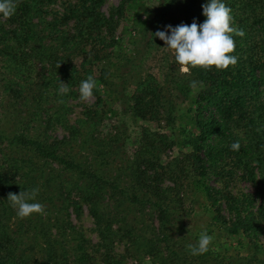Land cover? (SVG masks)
I'll list each match as a JSON object with an SVG mask.
<instances>
[{
  "label": "trees",
  "instance_id": "trees-1",
  "mask_svg": "<svg viewBox=\"0 0 264 264\" xmlns=\"http://www.w3.org/2000/svg\"><path fill=\"white\" fill-rule=\"evenodd\" d=\"M161 1L162 5L155 9L150 5L152 0H121L108 18L100 11L105 0L63 2L61 12L49 10L55 0H18L15 15L0 16V88L12 92L19 81L28 85L37 77L38 81L31 84L39 89L34 110L44 116L47 111L53 112L42 132L29 128L19 117L15 130L5 131L0 119V264H122L124 256L113 255L115 240L127 237L133 250L140 247H134L137 243L133 245L131 230H124L119 208L127 212L134 209L140 215L146 208L156 215L159 227L151 230L155 241L151 245L155 246L149 250L153 264H264V246L259 240L264 233V0H222L232 10V26L244 32L242 37L233 34L236 47L232 55L238 62L226 70L215 66L190 68L176 83L175 90L189 100L180 116L184 126L177 134H157L142 127L129 157L127 151H122L125 129L105 137L97 132L105 120V102L98 94L101 85L113 97L117 95L116 101L128 105L134 118H160L167 128H174V106L170 97L164 95L167 77L159 81L158 77L147 75L130 96L117 94L110 80L113 60L118 61L117 67L131 63L118 50L112 51L121 47L111 38L115 15L123 17L130 7H143L150 18L143 25L150 37L149 49H154L159 38L154 34L165 31L166 26H190L194 20L200 25L207 19L202 5L209 0H185L179 10V22L172 24L165 17L169 2ZM101 29L110 39L105 38L103 49L98 50L96 32ZM39 65L41 71L33 76V69ZM95 67L99 69L97 76ZM88 76L96 82V101L84 107L83 117L75 124H69L64 119L63 95L55 91L60 88L57 83L66 84L73 97L72 87L79 85L80 89L81 81ZM193 80L202 82L203 87H190ZM194 90L196 93L190 98ZM34 116V121L41 119ZM56 125L63 127L67 136L57 139L48 135L47 129ZM188 125L195 130H187ZM237 140L241 147L234 151L230 145ZM175 148L179 149L175 157L165 155ZM78 153H85L86 158H79ZM118 160L119 165L127 161L125 167L117 168L118 165L110 173L109 165ZM121 170L125 171V180H121ZM164 177L173 187L160 186ZM183 179L187 180L185 188L191 187L204 201L202 208L209 214L208 234L214 239L226 237L234 245L210 244L206 253L193 256L186 247L188 243L180 244L185 238L180 235L176 211L182 201L179 191ZM234 179L248 182L253 192L231 193L227 184ZM128 187L133 189L131 193L126 191ZM33 188H38L39 194L30 202L43 204L45 214L20 218L7 201L8 194L18 195ZM80 204L86 205L93 219L98 237L95 251H91L81 230L72 229V238L66 242L65 233L56 229L61 225L58 215L66 214L71 207L79 213ZM116 223L120 225L114 230ZM65 225L70 227L67 222ZM201 232L193 233L192 245ZM36 253L40 260L35 258Z\"/></svg>",
  "mask_w": 264,
  "mask_h": 264
},
{
  "label": "rangeland",
  "instance_id": "rangeland-1",
  "mask_svg": "<svg viewBox=\"0 0 264 264\" xmlns=\"http://www.w3.org/2000/svg\"><path fill=\"white\" fill-rule=\"evenodd\" d=\"M75 1L76 0H55V3L52 4L49 10L53 9L55 11L61 12V4H63V2L74 3ZM184 1L185 0H168L170 6H168V11L166 12L165 17L170 24L176 21L179 22L181 18L179 10L182 7V3ZM120 2L121 0H105L100 11L104 14L105 17L109 18L111 9L117 8ZM161 2V0H152V2H150V5L152 4L154 5L155 9H158L160 5H162L160 4ZM130 8L125 11L123 17L118 15H115L113 17V20L116 22V27L111 38L121 44V47H115L112 51L118 50L117 52L120 53V55L129 58V61L131 63H122L123 65H118L117 67L118 61L113 60L112 62H114L115 66L110 69L111 83L114 84L117 94L119 93L120 95L130 96L132 92H134L133 90L136 87V84L140 80L146 78L147 75L158 77L159 81L161 80V77H167V81H169L170 84H168L166 81L167 85H165L164 95L170 97L171 99V104L174 106L173 115L176 120L173 124L174 128H167L165 120L160 118L155 121L136 119L133 116V111L130 112V108L128 107V105H122L120 102L116 101L114 97L116 98L117 95L115 94L113 97L109 93V89L101 85L99 87L98 94H100L101 98L105 102V106L102 111L103 118H105V120L103 121L102 127L99 128L97 132L100 137H105L110 132H121L125 129V139L123 137L125 145L124 148H122V151H127L126 155H128L129 157L132 155L134 149L136 148L135 145L137 136L141 132L142 127H148L153 133L157 134L171 135L172 132L177 134V132L181 130L185 123L183 119L180 120V116L182 115V112H184V110H186L189 106V100H184L183 96L175 90V88H178L176 83L179 82L182 77H185L188 74L181 71L180 65L175 60V51L170 48H165L167 47V45L163 40H160L159 38L156 39L154 49H149L150 37L148 36L149 34L148 32H146V29L145 27H143V25L149 23L150 18L147 14L144 13L143 7L140 8L137 6V9H135L136 6H132ZM146 15L148 17L147 19H145ZM96 36L97 42H95V47L98 50H102V41H104L107 37V40H109L110 36H107L105 29L97 31ZM158 40L160 41L158 42ZM86 49L89 50V48ZM2 60L3 59L0 57V65ZM76 65H79V61H77ZM94 70V75L97 76L99 71L98 67H95ZM39 71H41L40 65L37 68L33 69L32 75L34 76V74ZM171 80H173V83H171ZM36 81H38L37 77L35 79H31L30 84L26 85L21 80L19 81L18 85L13 87V89L11 90L12 92H5L3 91V88H0V119L5 131L15 130V122L17 121L18 117L21 118L22 122L29 128H36L37 130L35 131L42 132L46 127V122L48 120L47 117L52 116L53 112L47 111L46 116H44L43 112H36L34 110V98H38L39 89L37 85L31 84H35ZM78 86L79 85L72 87V90L75 92V95L73 97L69 96L68 92L66 93V98L64 97L65 94H62V99L65 102L64 119L67 120L69 124H75L74 122L76 120L83 117L82 112L84 110V107H88L96 101V98L94 96L89 101H82L80 99V91L78 89ZM59 87H61V84L59 85ZM59 90L60 88L55 91L61 94ZM195 93L196 90L192 91L189 95L191 96L190 98L194 97ZM34 115L41 116V119H37V121H34ZM186 129L190 131L195 130L189 125L186 126ZM47 130V134L53 138L58 139L62 138L63 136H67V131H65L60 125L53 126L51 128H48ZM33 132L30 134H33ZM178 148L181 149L180 147ZM178 148L167 151L165 155L169 158L175 157L179 152ZM74 151L77 152L76 149ZM186 151L188 150H184V152ZM123 155L124 154L119 153V156ZM78 157L86 158V155L85 153H78ZM118 162L119 160L115 163L112 162L109 165L110 173H112L119 167L123 169L127 161L125 162L124 160L123 162H121V165L116 164ZM124 173L125 171H120L121 180H125ZM235 176L236 174L234 175V177ZM162 181L163 182L160 183L161 187H173V184L167 177H164ZM186 182L187 180L183 181V188L179 191L180 198L182 200L180 203L181 210L176 207V212H178L179 215L178 228H180V235L185 238V242L181 241L180 244L188 243L186 245L187 247L188 245L194 243L192 242L194 232H201L209 227V214L202 208L204 201L200 197V195L195 193L191 187L188 189L185 188ZM211 185L216 184L211 182ZM227 186V190H230V192L233 194H247L253 192V187L245 181H235L234 179L233 181L228 182ZM126 191L128 193H131L133 189L128 187ZM72 200L75 201L74 198H71V201ZM80 206L81 207L79 213L76 211L75 207H71L66 214L58 215L57 218L60 219L61 225H58V228L56 229H61L60 232L65 233L64 238L66 242L70 241L72 238V229H74V231L76 232L81 230L91 244V251H95V249H97L98 237L94 230L95 226L93 223V219L89 215L86 205L80 204ZM118 211L120 212V214L118 213V217L120 218V220H122L121 224H125L122 225L124 230L126 232L128 230H131L135 240L133 245L137 243L136 245H134V247L136 248V246H139L140 249L138 251L137 249L133 250V248H131L132 244L130 239L125 236L126 238L123 241H114L113 255L124 256L122 264H153V258L150 255L152 253L149 250H153L155 246L154 244L151 245V243L155 242L154 239H152L153 237L151 230H157L159 227V222L156 218V215L153 211L146 208L143 209V211H140L141 215L134 209L132 210L133 212H127V210L121 208H119ZM223 214L224 217L228 216L226 211L223 212ZM54 218L55 216L52 215L51 222H53ZM65 222H67L68 226L70 227H66ZM119 225V223H116L112 228L115 230ZM262 227L264 229V222L262 224ZM53 233H55L54 230ZM151 239L153 240V242H148ZM259 240L264 246V233L259 237ZM138 242H142V244H139ZM224 242H226V247H228V244L234 245V242H232L230 239L226 241V237L221 236L219 238H215L211 243V246H221ZM145 250H148V255L145 254ZM102 252L103 250L101 249L100 253ZM35 258L37 260H40V255L36 253ZM97 258L98 255L95 256V259Z\"/></svg>",
  "mask_w": 264,
  "mask_h": 264
},
{
  "label": "clouds",
  "instance_id": "clouds-1",
  "mask_svg": "<svg viewBox=\"0 0 264 264\" xmlns=\"http://www.w3.org/2000/svg\"><path fill=\"white\" fill-rule=\"evenodd\" d=\"M18 8V0H0V16L11 18ZM203 15L207 18L198 25L195 20L189 26L181 24L173 28L166 26L165 31H157L154 35L163 40L167 47L175 51V60L180 65L181 71L188 73L190 68L200 67L210 69L215 66L218 70H226L230 65L235 66L238 58L232 55L235 51L233 34L244 36L243 30L232 26L233 17L231 8L227 7L222 0H209L202 5ZM147 15L145 19H147ZM170 32V35L168 34ZM60 66V65H59ZM58 66V67H59ZM60 92L66 94L69 89L66 84L61 83ZM203 87L202 82L191 81L190 87L196 89ZM96 82L92 76L80 84V99L89 101L93 97ZM231 149L238 151L241 147L239 140L230 145ZM39 194L38 188L21 191L18 195L9 193L7 201L17 210V216L26 218L33 213L45 214V206L35 201ZM214 236L209 235L207 230L200 233L195 245H188L191 255H201L209 250Z\"/></svg>",
  "mask_w": 264,
  "mask_h": 264
}]
</instances>
